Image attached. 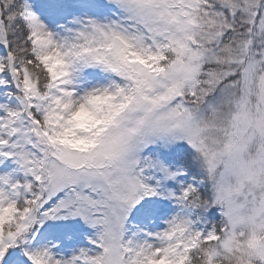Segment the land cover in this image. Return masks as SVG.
<instances>
[{
	"label": "snow or ice",
	"instance_id": "1",
	"mask_svg": "<svg viewBox=\"0 0 264 264\" xmlns=\"http://www.w3.org/2000/svg\"><path fill=\"white\" fill-rule=\"evenodd\" d=\"M0 264H264V0H0Z\"/></svg>",
	"mask_w": 264,
	"mask_h": 264
}]
</instances>
